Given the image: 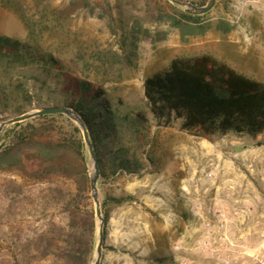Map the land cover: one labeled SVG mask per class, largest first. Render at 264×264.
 <instances>
[{
  "label": "trees",
  "instance_id": "obj_1",
  "mask_svg": "<svg viewBox=\"0 0 264 264\" xmlns=\"http://www.w3.org/2000/svg\"><path fill=\"white\" fill-rule=\"evenodd\" d=\"M164 3L167 7L155 5L151 9L150 19L167 23L182 36L205 32L203 27L198 32L195 29L202 16L186 12L169 1ZM125 5L118 1L116 9L120 17L126 18L132 13ZM103 10L113 22L111 9L103 6ZM142 20L143 17L133 16L129 25L128 40L133 50L142 41L161 42L167 36L164 33L154 38ZM233 29L224 19L217 23V30L224 34ZM33 50L34 47L18 40L0 37L1 62L23 67L37 63L44 70L56 63L52 56ZM34 78L38 80L37 76ZM59 96L58 106L73 109L84 121L102 177H107L108 172L141 174L145 168L143 160L123 139L125 131L133 136V132L138 134L139 129H147L149 120L144 113L138 112L133 118L119 115L107 89L85 79L70 77ZM144 97L159 126L179 121L181 130L205 138L230 134L257 138L264 133V82L249 78L209 55L173 60L167 69L146 79ZM87 164L83 134L64 115L40 116L4 129L0 139V175L13 177L4 179L0 187L7 202L1 220L6 215L15 218V242L24 246L30 237L44 248L45 258L56 248L66 255L67 264L92 263L97 221L91 204ZM107 202L103 203L105 227L109 220ZM33 212L41 221L37 228L35 221H27L28 214ZM28 233H33V237Z\"/></svg>",
  "mask_w": 264,
  "mask_h": 264
},
{
  "label": "rangeland",
  "instance_id": "obj_2",
  "mask_svg": "<svg viewBox=\"0 0 264 264\" xmlns=\"http://www.w3.org/2000/svg\"><path fill=\"white\" fill-rule=\"evenodd\" d=\"M118 1L122 5L126 4L125 8L131 11V16H119L116 9ZM164 1L0 0V37L7 36L18 40L34 47L33 51H38L39 54L52 56L56 61L47 70L37 63L23 67L20 64L0 61V125L8 118L28 113L35 108L58 106L59 93L66 87L70 77L89 80L96 86L106 88L119 115L133 118L138 112H142L149 120L147 129H139L140 134L135 131L133 136L131 132L125 131L123 139L143 160L145 168L141 174L122 172L110 175L108 172L107 177H102L101 174L98 180L103 217V203L107 200L106 212L109 215L108 224L104 228L106 235L101 264H128L125 258L127 251L112 236L113 223L120 218L123 207L136 202L133 207H141L142 211L148 210L138 194H129L123 189L121 177L131 175L142 178L149 171L152 172L153 168L157 169L162 158L168 164L172 142L164 131L168 127L181 130L179 121H174L171 126H159L150 114L144 97L146 79L167 69L177 58L209 55L249 78L264 82V12L247 8L235 14L233 0H217L209 13L198 15L202 18L195 29L198 32L203 27L205 32L182 36L179 30L171 28L167 23H156L149 18L155 5L167 7ZM181 1L199 7L208 2ZM103 6L111 9L113 22L105 16ZM179 8L185 11V8ZM92 13L105 18L93 16ZM237 15L239 21L235 18ZM133 16L143 17L142 22L149 27L154 38L167 33L166 39L161 42L142 41L133 50L128 40V29ZM220 19L233 25V31L224 34L217 30ZM35 76L38 80H35ZM188 135L212 142L224 137L217 135L205 138L191 133ZM243 141L248 144L253 142L250 138ZM86 154L90 175L91 161L87 147ZM12 177L0 175V187L4 179ZM112 199H122V202L117 203ZM6 203L0 190V264H67L66 255L56 248L45 258L44 248L30 237H27V242L24 241V246L15 242V218L6 215L1 220V216L5 214ZM91 204L94 209L93 200ZM39 220L34 212L27 216L28 222L35 221V228L41 223ZM29 234L31 237L34 235ZM94 257L95 251L93 259ZM141 259L143 261L144 257Z\"/></svg>",
  "mask_w": 264,
  "mask_h": 264
},
{
  "label": "crops",
  "instance_id": "obj_3",
  "mask_svg": "<svg viewBox=\"0 0 264 264\" xmlns=\"http://www.w3.org/2000/svg\"><path fill=\"white\" fill-rule=\"evenodd\" d=\"M164 132L172 142L168 164L162 158L142 178L121 177L123 189L148 209L134 202L113 223L127 263L264 264V133L212 142L171 127ZM207 207L230 220L228 240L216 227L206 229Z\"/></svg>",
  "mask_w": 264,
  "mask_h": 264
},
{
  "label": "water",
  "instance_id": "obj_4",
  "mask_svg": "<svg viewBox=\"0 0 264 264\" xmlns=\"http://www.w3.org/2000/svg\"><path fill=\"white\" fill-rule=\"evenodd\" d=\"M168 1L176 6L185 8L186 12H191L196 15H204V14L209 13L215 7L216 2H217V0H208L205 6L199 7L193 3L184 2L181 0H168ZM57 114L64 115L77 124V126L80 128L83 134L84 142L88 149V153H89L90 161H91V172L89 175L90 176V191H91V197L94 203V210H95V216H96L97 228H98L95 257L93 259L92 264H101L102 258H103L104 243H105V231H104L105 219L103 217L99 188H98V180L100 178L101 172H100L96 149L91 141L89 131L84 121L80 117V115L73 109L65 107V106H50V107L35 108L28 113L17 115L15 117H11L3 121L0 125V139H1V134L3 133L4 129L9 126H12L18 123H23L25 121L34 119L36 117L47 116V115H57Z\"/></svg>",
  "mask_w": 264,
  "mask_h": 264
},
{
  "label": "built area",
  "instance_id": "obj_5",
  "mask_svg": "<svg viewBox=\"0 0 264 264\" xmlns=\"http://www.w3.org/2000/svg\"><path fill=\"white\" fill-rule=\"evenodd\" d=\"M233 8L235 9V14L243 12L247 8L264 12V0H233ZM235 18L237 21L240 20L238 15L235 16ZM203 219L205 227L209 233H211V231L216 227L219 233L222 234L223 238L228 240L225 232V224L230 222V220L227 219L222 212L212 207H207L204 210ZM215 222L216 224L218 222L217 226H215ZM262 249L264 251V246H262ZM225 264H230V261L228 259L225 260Z\"/></svg>",
  "mask_w": 264,
  "mask_h": 264
}]
</instances>
